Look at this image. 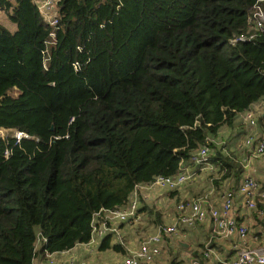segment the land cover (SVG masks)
Returning <instances> with one entry per match:
<instances>
[{"label":"trees","instance_id":"16d2710c","mask_svg":"<svg viewBox=\"0 0 264 264\" xmlns=\"http://www.w3.org/2000/svg\"><path fill=\"white\" fill-rule=\"evenodd\" d=\"M256 3L264 10V0H58L52 28L32 0H0L16 26L0 24V129L27 136L0 138V264H31L38 236L42 256L87 244L94 212L175 177L206 139L228 180L234 161L217 141L231 152L243 132L229 128L242 131L240 115L264 100V28L247 21ZM111 238L98 250L121 252Z\"/></svg>","mask_w":264,"mask_h":264},{"label":"crops","instance_id":"0c3cea01","mask_svg":"<svg viewBox=\"0 0 264 264\" xmlns=\"http://www.w3.org/2000/svg\"><path fill=\"white\" fill-rule=\"evenodd\" d=\"M253 106L255 109H264V100ZM239 123L242 125L243 134L236 142L231 144L232 155L231 152L225 148V140L221 138L217 141L218 146L224 145L223 151L225 155L230 160L234 161V168L228 180H221L222 172L219 171L220 167L218 165L213 164L215 167L211 165V170H201L192 164L191 161L189 164H185L184 162L180 167V173L190 174L192 178L178 189L174 190L177 191L176 196H170L171 192L174 191H166L157 187H146L138 191L139 221L135 223H123L118 226L120 236L125 243V247L121 246V252L113 251V249L99 251L98 247L103 240L102 238L92 244L76 245L70 251L57 253L60 255H67L78 247H87L86 251L78 252L80 256L79 259L72 254L63 258H58L57 254H53L52 258L54 261H56L57 264H66L71 260L74 264H114L123 260L129 256L131 251L136 250L144 239L155 234L158 226H169L172 224L176 216V205L180 202H188L199 197H206L210 207H219L223 194L227 190L236 191L239 186V182H233L236 181L234 179V172L238 169L236 165L242 169V178L251 176L262 182L264 186V180H259L261 178L264 179V156L252 159L251 151L244 145V140L247 136L261 131V124L254 129H250L244 124L242 115L239 117ZM227 133L228 129L226 127L221 128L219 132L222 137H226ZM214 155L215 153L213 152L211 157H214ZM257 159L262 164L259 171L253 167V161ZM242 178L240 179L242 180ZM240 179L239 181L241 182ZM214 181H218V185L215 186ZM259 193H261L263 197L258 199H264V192H261L259 189ZM147 213H150L149 217ZM156 213H159L161 218L159 223L157 222L158 218L155 215ZM235 216L237 223L245 225L248 229L246 247L256 248L263 246L264 217L260 218L255 211L244 209L240 204L238 194L235 195ZM163 217L164 221H162ZM143 228L144 230L142 231L141 229ZM111 239L112 242L116 244L115 239L113 237ZM237 243L238 238L236 235L228 238L215 235L213 233L212 223L207 219L203 223L197 224L192 229H185L182 233L164 239L161 244L160 255L152 264H183L191 260H199L203 264H215L214 257H211L209 260L203 259L202 254L206 249H209L219 260L232 262L237 257L235 248ZM39 247L38 245L36 246V255L31 264H45L46 260L44 256L38 253Z\"/></svg>","mask_w":264,"mask_h":264},{"label":"built area","instance_id":"2783aa9c","mask_svg":"<svg viewBox=\"0 0 264 264\" xmlns=\"http://www.w3.org/2000/svg\"><path fill=\"white\" fill-rule=\"evenodd\" d=\"M44 22L54 28L57 25V1L58 0H32ZM4 13L0 9V16ZM249 27L256 32L263 31L264 28V10L259 3H256L248 16ZM51 40L47 45L53 43L54 32L50 33ZM249 38H252L250 36ZM244 41L245 36L233 38L230 43L234 44L237 41ZM74 68L78 66L74 64ZM244 124L254 129L261 124V131L247 136L244 140V145L251 151V158H261L264 156V109H255L251 106L249 110L242 114ZM7 130L0 129V138L4 139L3 133ZM258 132V131H256ZM12 137L19 142L21 138L27 136L20 132H14ZM208 143H213V140L206 139L205 145L197 149L191 156L190 161L199 169H212L210 157L213 155L212 149ZM212 165V166H211ZM192 175L187 173H178L175 177L157 176L150 184L136 185L126 204L114 207L111 209H100L94 212L90 220V239L88 244H92L106 236H111L115 239L116 244L125 247V243L120 236L118 226L123 223H135L139 221V201L138 191L146 187H157L166 191H174L180 186L188 182ZM259 184L256 179L251 176L242 178L236 191L227 190L221 199L220 206L217 208L210 207L206 197H199L192 201L180 202L176 205V216L169 226H158L155 234L144 239L139 247L131 251L129 256L114 264H152L160 255L161 244L164 239L182 233L185 229H192L197 224L203 223L209 219L213 226V233L224 238L236 235L238 243L235 245L237 257L232 262H224L215 257L209 249H206L202 256L204 260H209L214 257L215 264H264V245L256 248L246 247V238L248 229L245 225L238 224L235 216V195L238 194L240 204L248 211H256L258 217H264V210H258L256 201L263 197L259 193ZM42 240L37 238L36 246H41ZM35 246V250H36ZM40 250V247H39ZM37 251V250H36ZM45 264H57L52 258L53 254L47 251L43 252ZM66 264H74L69 261ZM183 264H203L199 260H191Z\"/></svg>","mask_w":264,"mask_h":264},{"label":"rangeland","instance_id":"374dc122","mask_svg":"<svg viewBox=\"0 0 264 264\" xmlns=\"http://www.w3.org/2000/svg\"><path fill=\"white\" fill-rule=\"evenodd\" d=\"M0 24L3 26V27H5L8 31H10L11 33H13L14 31H15V29H16V26L12 23V22H10L9 21V19H8V15H7V13L6 12H4L1 16H0ZM48 50H49V48H48ZM47 58H48V54H47V56H46V61H47ZM229 132L230 133H240V132H242L241 131V129H240V127L238 126V127H236V128H229ZM14 132L12 131V132H10V131H8L7 133H3L4 134V136L5 135H7V136H10V135H12ZM229 133V134H230ZM220 137V136H219ZM240 137V136H239ZM238 137V138H239ZM252 159H254V158H252ZM261 162L257 159V160H254L253 161V167L257 170V171H259L260 169H261ZM212 179H213V176H212ZM198 193V192H197ZM197 196H199V195H197ZM176 198V197H175ZM148 215H149V213H147ZM164 219V217L162 218V221H164L163 220ZM146 222V221H145ZM142 231L144 230V228L143 229H141ZM87 250V247H78L76 250H74V251H72V253H70V254H72V255H74V256H77V258L79 259L80 258V256L78 255V252L79 251H86ZM70 254H67V255H60V254H57V257L58 258H63V257H65V256H68V255H70Z\"/></svg>","mask_w":264,"mask_h":264}]
</instances>
